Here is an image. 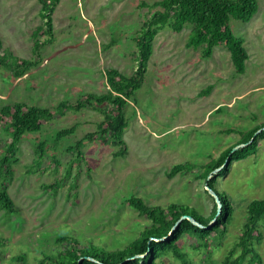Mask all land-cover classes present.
Here are the masks:
<instances>
[{
    "label": "rangeland",
    "instance_id": "374dc122",
    "mask_svg": "<svg viewBox=\"0 0 264 264\" xmlns=\"http://www.w3.org/2000/svg\"><path fill=\"white\" fill-rule=\"evenodd\" d=\"M159 1L59 0L50 42L46 34H33L43 23L38 0H0L3 49L37 62L17 79L0 66V108L26 103L54 110L62 102L75 104L88 94L106 93V71L131 75L137 69L135 38L159 10L141 4ZM258 4L251 22L231 20L249 55L241 75L235 73L226 47H216L209 59L200 49L187 48L190 29L176 33L165 28L157 35L142 88L126 108L124 156L115 155L118 147L99 140L85 142L81 161L69 151L104 120L97 107L68 110L23 136L7 184L15 211L0 209V264H39L53 258L64 247L57 241L63 236L77 238L82 246L127 247L148 224L125 204L131 196L150 206L180 203L211 215L214 200L201 167L264 123V0ZM36 40L44 43L37 53ZM69 128L75 131L59 139L57 134ZM0 137L7 140L4 132ZM40 145L45 146L41 160L36 155ZM186 162L196 168L168 177L175 165ZM54 183L56 189L46 188ZM217 190L231 200L233 221L222 245L211 241L209 252L181 242L192 264H221L241 233L249 204L264 199V139L255 155L232 163L230 172L218 179ZM257 249L264 264V238Z\"/></svg>",
    "mask_w": 264,
    "mask_h": 264
},
{
    "label": "trees",
    "instance_id": "16d2710c",
    "mask_svg": "<svg viewBox=\"0 0 264 264\" xmlns=\"http://www.w3.org/2000/svg\"><path fill=\"white\" fill-rule=\"evenodd\" d=\"M41 3L40 17L42 25L34 31V36L46 34L52 41L54 25L52 15L59 0H38ZM142 7L159 8L147 19L138 32L135 43L137 47V69L131 75H125L116 69L106 71V81L109 87L103 94H88L75 104L62 102L54 110L32 106L26 103H14L0 108V136L4 132L7 140L0 137V209L6 213L15 211V203L11 198L7 184L13 176V165L19 160V145L26 133L40 131L45 123L64 116L68 110L81 111L89 107H97L103 114L104 120L97 125L94 133L87 134L74 146L70 152H76V161L84 159L85 142L101 141L105 145L119 148L116 156H124L127 144L124 132L128 127L126 108L130 102L136 101V93L142 88L148 63L153 54V45L157 35L165 28L176 33L190 29L187 48L201 50L202 57H212L214 49L224 46L230 53L231 61L238 75L246 71L249 58L244 41L237 37L231 27V20L244 23L251 22L259 10L258 0H162L152 5L142 3ZM36 40V53L43 45ZM37 64L34 60L22 59L4 50L0 41V66L12 70L14 77H23ZM212 87L203 91L208 94ZM262 130L256 137L255 133ZM75 128L63 130L58 138L68 136ZM264 139V123L248 131L242 140L224 150L221 155L201 167L200 176L205 179L219 197L222 212L217 215L218 204L214 200V208L209 217L204 216L194 207L186 204L171 203L167 206H150L137 196L125 200V204L137 210L146 217L148 224L144 230L123 249L108 250L105 247L89 244L82 246L73 237H59L58 242L64 247L55 257H46L39 264L49 261L51 264H167L165 258L170 257L180 264H192L189 254L184 251L181 242L188 241L194 251L209 252L211 241L222 245L227 237L228 227L233 221L234 206L226 193L217 190V181L224 173H229L233 162L247 160L257 153L260 140ZM243 148L232 152L237 146ZM44 145L36 148L38 159L44 156ZM196 165L182 163L175 165L168 173L169 178L178 174L191 172ZM220 169L219 173L209 177ZM208 178V180H207ZM58 183L47 185L46 188L56 189ZM183 217L184 220L180 221ZM192 217L196 224L189 220ZM215 220V221H214ZM180 221V223H178ZM210 223H213L210 227ZM264 199L249 204L247 217L237 237L221 264H263L257 245L264 238ZM1 259V256H0ZM22 260V257L19 258Z\"/></svg>",
    "mask_w": 264,
    "mask_h": 264
},
{
    "label": "water",
    "instance_id": "95a60500",
    "mask_svg": "<svg viewBox=\"0 0 264 264\" xmlns=\"http://www.w3.org/2000/svg\"><path fill=\"white\" fill-rule=\"evenodd\" d=\"M261 131H262V130L258 131V132L256 133V135H254V137H256ZM244 146H245V145L237 146V147H235V148L233 149L232 152H235V151H237L238 149L243 148ZM206 186H207V185H206ZM207 190H208V191L210 192V194L215 198V200H216V202H217V204H218L217 215H220L221 212H222V203H221L219 197H218V196L216 195V193H215L210 187H208V186H207ZM185 218H186V217H183L180 221L184 220ZM189 220L192 221L194 224H196L192 217H189ZM180 221H179L178 223H180ZM214 221H215V220H214ZM212 224H213V223H210L209 227H210Z\"/></svg>",
    "mask_w": 264,
    "mask_h": 264
}]
</instances>
